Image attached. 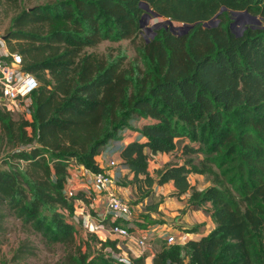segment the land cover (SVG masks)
<instances>
[{"label": "trees", "instance_id": "trees-1", "mask_svg": "<svg viewBox=\"0 0 264 264\" xmlns=\"http://www.w3.org/2000/svg\"><path fill=\"white\" fill-rule=\"evenodd\" d=\"M22 1L0 0V8L18 9L4 40L38 87L24 120L0 109V233L9 215L48 244L75 245V205L95 212L81 192L66 198L65 185L76 166L101 172L96 159L106 152L135 205L172 182L170 197H184L186 210L214 225L183 245L162 240L151 264H264V0ZM144 4L164 20L148 39ZM244 12L261 26L237 36L233 13ZM166 21L193 27L174 35ZM123 41L132 59L122 50L88 52ZM159 154L170 158L152 172ZM193 175L208 185L197 188ZM145 208L158 213L152 201ZM89 236L101 251L91 255L84 243L85 252L78 246L62 264H120L116 242ZM30 255L20 246L11 261Z\"/></svg>", "mask_w": 264, "mask_h": 264}, {"label": "built area", "instance_id": "built-area-1", "mask_svg": "<svg viewBox=\"0 0 264 264\" xmlns=\"http://www.w3.org/2000/svg\"><path fill=\"white\" fill-rule=\"evenodd\" d=\"M4 42L5 40L0 38V103L2 109L11 116L15 115L20 120H24L30 114L31 93L38 87V82L21 69V57L16 53H10ZM115 166L111 161L107 166L108 169H103L101 166L102 171L97 173L76 166L80 178L75 180L70 174L64 193L66 198H72L81 192L92 201L91 208L94 214L87 205L77 202L74 207V224L79 225L89 234L96 235L102 241L116 242L120 252L112 253L114 259L120 264H133L132 258L154 257L157 248L149 234L136 237L128 230L127 223L131 222V208L120 196V189L123 192L124 188L117 185ZM105 220H109L110 223L104 224ZM162 230L163 236L160 239L165 241L166 245L179 244L174 235L167 233V225ZM120 241H125L126 245L132 247L131 254L121 250Z\"/></svg>", "mask_w": 264, "mask_h": 264}, {"label": "rangeland", "instance_id": "rangeland-1", "mask_svg": "<svg viewBox=\"0 0 264 264\" xmlns=\"http://www.w3.org/2000/svg\"><path fill=\"white\" fill-rule=\"evenodd\" d=\"M46 2V0H23L21 2L22 7L31 8L37 4H43ZM20 9V7H19ZM18 12V9L10 8L7 6H4L0 8V38H5L6 31L8 29L10 20L13 16H15ZM235 18V25L234 29L240 31L244 26L248 25H256L261 26V22L259 19L252 20L248 18L247 20L243 21V23H237L240 20V17L233 16ZM162 18H154L152 15H149V18L144 19V26H143V36L148 39L151 36V33L154 29L160 27L163 23ZM156 26V28H155ZM158 26V27H157ZM210 26V24H208ZM176 27L174 29L175 33H183L184 32V26L183 25H174ZM181 27V28H179ZM5 43V42H4ZM117 50L125 51L128 58L134 57V52L132 48L129 45V42L123 41L120 43H110V42H103L97 47L93 49H88V52H94L98 55H114L117 53ZM2 108L0 103V109ZM12 118L14 120H20L17 116L13 115ZM130 138L124 139V142L129 141ZM5 149L0 148V163L2 160V157L5 156ZM170 157L167 155H161L159 154L157 156L158 162H165ZM113 161L115 165H117V160L114 158H106V162L102 165L103 169H108V164ZM155 163L150 164L151 171H154ZM115 175L116 177L119 175V168L117 169L115 167ZM119 179V177H117ZM116 179V180H117ZM191 182L195 183L197 185V188L203 189L208 185L209 178L206 176H197L193 175L190 177ZM201 187V188H200ZM167 197H170V194L168 192V189L165 190ZM128 199V198H127ZM129 206H135L132 199H128ZM147 203H150V199H148ZM163 204H165V201H163ZM166 205V204H165ZM167 209V208H165ZM184 210V209H183ZM183 210H179L178 217L183 216ZM4 214H8L6 210L3 211ZM140 211H137L139 213ZM141 214V213H140ZM158 223H164L165 225L172 223L175 221V218H158L155 220ZM3 231L0 233V261L7 262L8 264H62L64 259L69 253L75 252L78 246H81L82 252L86 251L87 247H82L84 243H89L90 245V253L96 254L101 251L100 247H98V244L93 241V238L89 236L90 234L79 227V225H76L77 228V234H76V244L70 247L63 246L60 244H48L46 243L40 235L35 233L30 227L22 225L19 221H17L15 218L11 216H7L2 222ZM20 246H27L32 249L33 255L25 257L20 262H12L13 256L15 255L16 250ZM75 246V247H74ZM119 247L121 250L126 252L127 254H131L132 247L130 245H126L125 241H120Z\"/></svg>", "mask_w": 264, "mask_h": 264}, {"label": "crops", "instance_id": "crops-1", "mask_svg": "<svg viewBox=\"0 0 264 264\" xmlns=\"http://www.w3.org/2000/svg\"><path fill=\"white\" fill-rule=\"evenodd\" d=\"M107 156H108L107 153L103 152L100 156L97 157L96 160L98 163L103 165L106 162ZM165 162L161 163V162H158L157 160V163H155L156 165L154 168H158ZM70 174L72 177L75 178V180H79L80 173L77 167H74L70 171ZM190 183L195 184L191 182V180H190ZM166 189H168L169 193H172L174 191L172 182L167 183L164 186H154L153 187V195L150 201H152L154 204L157 205L158 213L151 212L150 210L148 211L145 208V205H147L148 200H145L143 203H139L136 205L134 204L135 206L130 207L131 208V222L127 223V226L128 228L129 227L132 228V230L130 231L131 234H133L136 237H139L142 234H149L152 238L155 248H158L159 242L162 241V239H160L161 236H163L162 229L164 228V226H166L164 223L160 224L156 222L155 220H157L158 218H164V217H169L172 219L175 218L174 222L167 224L168 226L167 233L174 235L177 238L180 245H183V243L185 244L187 241L191 239H199L202 236H206L214 228V225L212 221L210 220V218L207 217L205 214H203L201 211L190 212L186 210L185 208L186 200L184 199V197H182L180 200L176 199L175 197H167V194L165 192ZM129 194L130 193H128L126 189H124L123 192L120 189V196L122 197L123 200L129 201L128 200ZM163 201H165L166 205L163 204ZM179 210H183L182 217H178L179 212L177 211ZM137 211H140V212L137 213ZM137 224H140V225L150 224V227L147 229L145 226L141 227L140 225H137ZM201 225H203V227H201ZM193 227H199V229L194 231L193 233H189L187 232V230H184V229H190ZM152 258L153 257L147 256L146 264H151Z\"/></svg>", "mask_w": 264, "mask_h": 264}, {"label": "water", "instance_id": "water-1", "mask_svg": "<svg viewBox=\"0 0 264 264\" xmlns=\"http://www.w3.org/2000/svg\"><path fill=\"white\" fill-rule=\"evenodd\" d=\"M142 6V8L146 11V13L144 14V16L142 17V19H141V28H143V26H144V19L145 18H149V12L151 13V15L154 17V18H161L160 16H158V15H156V14H154V13H152L149 9H148V7L144 4V5H141ZM222 10H224V9H222ZM233 16H237V17H240V20H239V22H237V23H243V21H245V20H247L248 18H250V19H252L253 21L254 20H256L257 21V19L258 18H256V17H250V16H248L247 15V13H233ZM235 23H236V21H234L232 24H231V26H232V28L234 27V25H235ZM166 24H168L169 25V30H170V32L172 33V34H174V35H180V34H186L193 26H188V25H183L184 26V32L183 33H175V31H174V29L176 28V27H174V25L170 22V21H166ZM208 24H210V26H208ZM217 24V20H216V17H214L213 19H211L209 22H207V23H205L204 24V27H213V26H215ZM162 25H163V23H162ZM166 27H167V25H165ZM158 27V26H157ZM155 28H156V26H155ZM179 28H181V27H179ZM241 31V30H240ZM240 31H238L237 29L235 30V33H236V35L237 36H239V35H241V32ZM4 39V38H3Z\"/></svg>", "mask_w": 264, "mask_h": 264}]
</instances>
